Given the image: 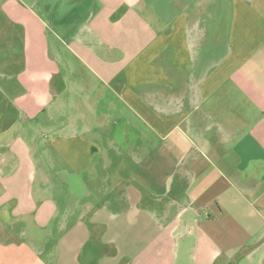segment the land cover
<instances>
[{"label": "crops", "instance_id": "obj_1", "mask_svg": "<svg viewBox=\"0 0 264 264\" xmlns=\"http://www.w3.org/2000/svg\"><path fill=\"white\" fill-rule=\"evenodd\" d=\"M15 219L53 264H264V0H0Z\"/></svg>", "mask_w": 264, "mask_h": 264}, {"label": "rangeland", "instance_id": "obj_2", "mask_svg": "<svg viewBox=\"0 0 264 264\" xmlns=\"http://www.w3.org/2000/svg\"><path fill=\"white\" fill-rule=\"evenodd\" d=\"M9 225L0 227V264L54 263L56 243L53 235L42 245L43 234L39 228L28 226L22 219H15Z\"/></svg>", "mask_w": 264, "mask_h": 264}]
</instances>
